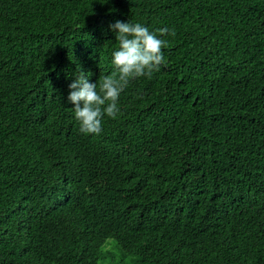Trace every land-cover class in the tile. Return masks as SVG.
<instances>
[{
  "label": "trees",
  "instance_id": "trees-1",
  "mask_svg": "<svg viewBox=\"0 0 264 264\" xmlns=\"http://www.w3.org/2000/svg\"><path fill=\"white\" fill-rule=\"evenodd\" d=\"M117 20L167 28L164 60L85 135L69 84L114 72ZM109 240L264 264V0H0V264H99Z\"/></svg>",
  "mask_w": 264,
  "mask_h": 264
},
{
  "label": "clouds",
  "instance_id": "clouds-1",
  "mask_svg": "<svg viewBox=\"0 0 264 264\" xmlns=\"http://www.w3.org/2000/svg\"><path fill=\"white\" fill-rule=\"evenodd\" d=\"M110 28L119 45L111 53L114 72L100 77L99 91L98 83L90 82L89 74L82 69L77 70L69 84L67 99L74 106L72 112L79 131L85 135L100 134L104 116L115 119L120 112L119 97L129 81L150 78L164 60L162 49L166 41L162 37L168 33L167 28L154 32L139 22L119 20Z\"/></svg>",
  "mask_w": 264,
  "mask_h": 264
},
{
  "label": "rangeland",
  "instance_id": "rangeland-1",
  "mask_svg": "<svg viewBox=\"0 0 264 264\" xmlns=\"http://www.w3.org/2000/svg\"><path fill=\"white\" fill-rule=\"evenodd\" d=\"M99 264H140L135 257L128 256L117 243L109 240L102 248V258Z\"/></svg>",
  "mask_w": 264,
  "mask_h": 264
}]
</instances>
